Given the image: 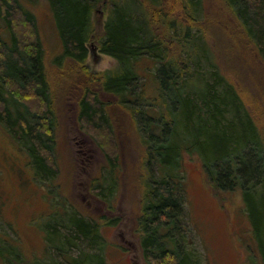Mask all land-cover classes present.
I'll return each instance as SVG.
<instances>
[{"label": "trees", "instance_id": "16d2710c", "mask_svg": "<svg viewBox=\"0 0 264 264\" xmlns=\"http://www.w3.org/2000/svg\"><path fill=\"white\" fill-rule=\"evenodd\" d=\"M45 1L61 42L54 63L60 65L69 58L82 70L86 44L94 33L92 14L100 5L107 10L99 51L118 66L96 81L100 91L112 95L134 119L144 149L143 163L149 167L137 220L144 262L200 264L189 241L192 230L181 176V157L188 153L198 155L213 189L240 190L264 264V126L219 69L206 44L201 26L205 0ZM220 2L264 59L259 46L264 44V28L255 26L264 0ZM18 23L29 30L27 35L20 32ZM26 37L30 40L23 41ZM33 101L42 110L31 107ZM51 106L45 48L35 16L21 0H0V124L25 149L37 176L48 178L54 170L41 151L53 149ZM80 108L81 122L94 131L93 137L110 133L96 92L85 91ZM67 220L73 233L62 239L64 243L72 246L85 239L90 247L101 250L97 224L75 215ZM57 227L51 224L49 233L54 235ZM0 255L5 259L3 250ZM76 260L71 264H79Z\"/></svg>", "mask_w": 264, "mask_h": 264}, {"label": "rangeland", "instance_id": "374dc122", "mask_svg": "<svg viewBox=\"0 0 264 264\" xmlns=\"http://www.w3.org/2000/svg\"><path fill=\"white\" fill-rule=\"evenodd\" d=\"M21 1L34 14L45 48L54 125L52 152L41 154L54 174L51 178L37 176L25 149L0 124V251L5 254V259L0 255V264H71L74 258L79 264H91V260L94 264H147L137 229L143 185L149 178L144 149L134 119L112 95L100 91L96 81L118 66L99 51L107 10L100 5L92 14L94 33L86 44L88 55L82 70L69 58L60 65L54 63L61 42L49 4L45 0ZM204 5L201 26L206 44L219 69L264 126L262 53L245 38L235 18L222 9L220 0H205ZM256 22V27L264 28V11ZM16 26L28 34L25 27ZM259 46L264 49V44ZM85 91L98 94L110 133L98 132L95 138L94 131L81 122ZM33 102L31 107L42 110ZM181 171L192 230L189 241L200 264H261L240 190L223 193L213 189L196 154H182ZM68 215L98 225L103 241L100 251L85 239L72 246L62 241L73 233L67 228ZM51 224H58L54 235L60 238L49 233ZM81 252L98 256H81Z\"/></svg>", "mask_w": 264, "mask_h": 264}]
</instances>
